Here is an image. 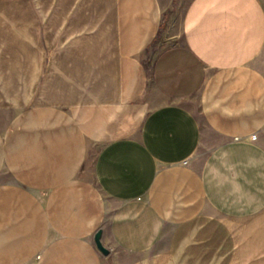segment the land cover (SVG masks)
I'll return each mask as SVG.
<instances>
[{"label":"crops","instance_id":"crops-1","mask_svg":"<svg viewBox=\"0 0 264 264\" xmlns=\"http://www.w3.org/2000/svg\"><path fill=\"white\" fill-rule=\"evenodd\" d=\"M175 1H0V264H264V0Z\"/></svg>","mask_w":264,"mask_h":264},{"label":"rangeland","instance_id":"rangeland-1","mask_svg":"<svg viewBox=\"0 0 264 264\" xmlns=\"http://www.w3.org/2000/svg\"><path fill=\"white\" fill-rule=\"evenodd\" d=\"M0 1H7V0H0ZM186 0H176L174 5H172V10L169 11L168 14H166L165 19H164V27H163V32L162 35H166L167 33L171 31H179V21L181 19L182 15V8L183 5H185ZM170 29V30H169Z\"/></svg>","mask_w":264,"mask_h":264},{"label":"water","instance_id":"water-1","mask_svg":"<svg viewBox=\"0 0 264 264\" xmlns=\"http://www.w3.org/2000/svg\"><path fill=\"white\" fill-rule=\"evenodd\" d=\"M101 233H102V231L99 230V232L97 234H95V236H94V240H95V243L97 246L96 248L98 249V251H100L104 255H108L109 254L108 250L104 247V244H103L102 240L100 239Z\"/></svg>","mask_w":264,"mask_h":264},{"label":"built area","instance_id":"built-area-1","mask_svg":"<svg viewBox=\"0 0 264 264\" xmlns=\"http://www.w3.org/2000/svg\"><path fill=\"white\" fill-rule=\"evenodd\" d=\"M256 138V135L252 136L251 140H254ZM185 164H188V162H185Z\"/></svg>","mask_w":264,"mask_h":264}]
</instances>
